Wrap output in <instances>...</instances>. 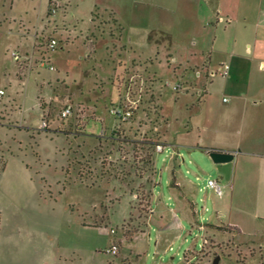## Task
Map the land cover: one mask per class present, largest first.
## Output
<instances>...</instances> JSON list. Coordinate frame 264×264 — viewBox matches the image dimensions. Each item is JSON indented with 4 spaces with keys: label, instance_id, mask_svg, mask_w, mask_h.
I'll return each instance as SVG.
<instances>
[{
    "label": "rangeland",
    "instance_id": "1",
    "mask_svg": "<svg viewBox=\"0 0 264 264\" xmlns=\"http://www.w3.org/2000/svg\"><path fill=\"white\" fill-rule=\"evenodd\" d=\"M177 1L0 0V264H214L217 257L219 264H264L255 186L227 197L219 166L188 146L222 139L216 129L227 118L228 95L211 91L215 75L222 77L221 54L212 76L183 62L169 65L156 46L168 41L160 31L179 16ZM182 29L176 42L204 64L212 42L202 52L194 45L202 31ZM44 60L54 69L41 67ZM67 104L76 110L62 119ZM116 107L131 110V119L113 116ZM149 139L164 147L152 152L155 166L141 145ZM247 166H234L233 174ZM156 175V198L168 194V178L180 175L192 187L197 211L193 227L187 223L162 239L160 220L148 222ZM210 180L223 187L222 199L208 188ZM218 204L233 205L231 216L244 233L207 234L201 226ZM112 228L116 256L105 253ZM138 235L142 242H132Z\"/></svg>",
    "mask_w": 264,
    "mask_h": 264
},
{
    "label": "crops",
    "instance_id": "2",
    "mask_svg": "<svg viewBox=\"0 0 264 264\" xmlns=\"http://www.w3.org/2000/svg\"><path fill=\"white\" fill-rule=\"evenodd\" d=\"M175 4L176 10H180L179 16L174 19V24L160 31L161 34L169 37L168 41L156 45L158 49L162 48L165 51L168 64L183 62L190 67L210 72V75L214 76L219 68L214 58L219 53L222 55V65L230 66L228 77L215 75L211 83V91L214 94L228 95V98H223V101L228 99L224 114L227 118L222 121V126L220 123L221 130L216 129L222 135V139L208 146L190 143L188 146L201 148L209 157L210 153L216 150L233 153L234 159L231 162L217 164L227 197L236 191L243 193L245 189L250 188L249 184L252 182L259 195L255 217L262 218L264 216V0H178ZM183 7L187 14L183 15ZM188 17L191 18L184 23ZM182 28H187L189 31L187 33L202 31L198 35L199 41L194 44L195 47L200 44L202 52L208 51L212 42V53L208 60L203 61L204 64L200 65L194 51L176 42V36ZM199 75L201 76V73ZM182 96H187V93H183ZM177 99L176 107L179 106L181 98ZM160 104L163 115H169L166 103L160 102ZM241 163H247L248 169L244 167V170L233 174L234 166L238 168ZM158 184L160 183L156 175L155 185L151 190L152 212L148 222H153L156 218L160 220L159 238L162 239L178 229L183 230L187 223L193 227L196 224L197 211L192 199L191 185L180 175L173 179L170 177L165 182L168 186V194L156 198L154 190ZM222 196L219 198L222 199ZM156 201V205L153 206V202ZM221 206L219 204L216 206V215L201 227L208 228L207 234L216 239L220 233L231 231L244 233L246 230L242 224L235 222L231 216L233 205ZM221 226L232 227L234 230L222 232L219 230ZM131 241L140 243L142 238L138 235Z\"/></svg>",
    "mask_w": 264,
    "mask_h": 264
},
{
    "label": "built area",
    "instance_id": "3",
    "mask_svg": "<svg viewBox=\"0 0 264 264\" xmlns=\"http://www.w3.org/2000/svg\"><path fill=\"white\" fill-rule=\"evenodd\" d=\"M58 11V1L55 2H51V8H50V14L53 15L55 13H57ZM57 45V42L55 40H52L51 42V46L54 48ZM14 59L15 61L18 63L20 62V57L18 54L14 53ZM32 59L33 58H29L28 59V75L30 74V71L32 70ZM41 67H49L51 70H53L54 68L52 66L49 65V62H46L45 60L42 61L40 63ZM219 72L220 75L223 77H228L230 74V66L228 64H224L221 65L219 68ZM27 78V76H26ZM175 91L179 92L180 90H182V86L181 85H177L174 87ZM5 92L3 89H0V99L4 96ZM227 99H225L226 101ZM75 106L72 104H67L64 109L61 111V118L62 119H67L71 116L74 115L75 113ZM110 113L113 116H117L120 117L123 121H127L130 120L132 117V111L131 110H122L121 108H114L111 109ZM48 118H49V113L48 111H44L43 112V121H42V129L43 130H47L49 123H48ZM157 151L158 152H163L164 151V147L161 145H158L157 147ZM208 188L211 190H214L219 196H222L223 194V187L220 185V183L218 181L215 180H210L208 183ZM110 234H111V243L109 245V247L107 249H105V253L111 255V256H116L119 253V245H118V231L116 228H112L110 230Z\"/></svg>",
    "mask_w": 264,
    "mask_h": 264
},
{
    "label": "water",
    "instance_id": "4",
    "mask_svg": "<svg viewBox=\"0 0 264 264\" xmlns=\"http://www.w3.org/2000/svg\"><path fill=\"white\" fill-rule=\"evenodd\" d=\"M210 158L215 164H224L231 162L234 159V154L231 152L224 151H212L210 153ZM220 257H217L214 261V264H219Z\"/></svg>",
    "mask_w": 264,
    "mask_h": 264
},
{
    "label": "trees",
    "instance_id": "5",
    "mask_svg": "<svg viewBox=\"0 0 264 264\" xmlns=\"http://www.w3.org/2000/svg\"><path fill=\"white\" fill-rule=\"evenodd\" d=\"M126 142L130 143V139H125ZM133 144V143H132ZM134 145H137L136 143H134ZM141 145H143L144 147H147L148 148V151H149V155L148 158H149V164L152 166L154 165V162H152V152L154 151L157 143L156 141L152 140V139H149V140H145L144 142L141 143ZM153 173H155L153 171ZM149 183H152L153 181L151 179L148 180ZM150 198H151V193L149 194V205H151V201H150ZM219 229L223 232L225 231H231V230H234L232 227H225V228H222V227H219Z\"/></svg>",
    "mask_w": 264,
    "mask_h": 264
}]
</instances>
